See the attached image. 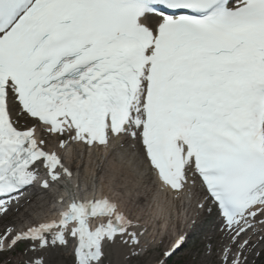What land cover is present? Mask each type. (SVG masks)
Returning a JSON list of instances; mask_svg holds the SVG:
<instances>
[{
    "label": "snow or ice",
    "instance_id": "snow-or-ice-1",
    "mask_svg": "<svg viewBox=\"0 0 264 264\" xmlns=\"http://www.w3.org/2000/svg\"><path fill=\"white\" fill-rule=\"evenodd\" d=\"M109 155L173 203L152 242ZM29 189L52 214L3 224L0 264H170L197 210L202 264L264 261V0H0V222Z\"/></svg>",
    "mask_w": 264,
    "mask_h": 264
},
{
    "label": "bare ground",
    "instance_id": "bare-ground-1",
    "mask_svg": "<svg viewBox=\"0 0 264 264\" xmlns=\"http://www.w3.org/2000/svg\"><path fill=\"white\" fill-rule=\"evenodd\" d=\"M119 160L112 157L111 155L106 158L105 163L103 165L104 167V177L105 181L113 180L114 178V186L116 191H121V188L123 189V203L122 207L126 206L129 208H132L135 212V215L140 218L141 220L147 221L145 222L149 226V234L145 238L147 242H152V237L155 234L152 229V208L155 203H158L160 205V208L162 210H167L172 213L173 216H175V210L173 207V203H169L168 200L164 198L163 193L158 194V189L156 187V184L152 182V180L148 177H145L144 179H140L136 177L135 175L131 174L129 170L125 167H120L117 170V166L119 165ZM100 165V160L97 158V154L94 152L91 156L85 157L82 161H80V167L82 170V175L84 176L86 184L90 180L92 173L94 170L97 169V167ZM109 195H112L113 198H117L113 193H108ZM193 195L195 197H199V189L193 188ZM30 205H24L23 206H17L14 209H19L18 215L12 214L2 222H0V225L8 220L9 218H12L11 222H14L17 225H21L22 222L31 223V220L34 218H48L52 214V200L51 197L46 194L44 197H38L33 199ZM140 205L139 208H137V205ZM194 203L191 205L189 211L192 210L194 207ZM14 213V212H13ZM197 213L199 216L197 217L198 224L203 221L202 216H200L201 213H199V210H197ZM148 215V219H145ZM188 215V214H187ZM10 222V223H11ZM172 221L169 219V229ZM162 229L160 228V225L156 224V232L161 233ZM173 233L176 234V232L173 231ZM219 232H215L211 240L219 239ZM167 236L164 237V240L161 241L164 243V241L167 240ZM254 240H259V237H254ZM172 242V239L170 243ZM158 244V242H157ZM260 249H264V241H260ZM255 258V257H254Z\"/></svg>",
    "mask_w": 264,
    "mask_h": 264
},
{
    "label": "rangeland",
    "instance_id": "rangeland-1",
    "mask_svg": "<svg viewBox=\"0 0 264 264\" xmlns=\"http://www.w3.org/2000/svg\"><path fill=\"white\" fill-rule=\"evenodd\" d=\"M49 139L51 146H55V142L51 141V138ZM17 215L18 213L16 214V216ZM145 216L148 217L147 214ZM12 218H9L8 220L4 221L0 225V227H2L3 224L10 223ZM216 220L217 219L214 213H212L211 216L209 215L208 217H203V221H201L198 227H196V231H193L197 235L196 242L192 244L189 249L184 251L186 254L185 257L174 259L170 262V264H202L201 259L199 257L203 254L204 246L208 243H215L218 241V239L214 241L210 240L215 234V232H217L218 225L216 224ZM164 230H167V228L162 229V231ZM171 239L172 237L169 236L167 240L164 241V246L170 244ZM194 256L197 258H194ZM8 259L11 260L12 264H18L19 257L15 253L9 254ZM254 259L256 261V264H264V261H262L260 257H255Z\"/></svg>",
    "mask_w": 264,
    "mask_h": 264
}]
</instances>
